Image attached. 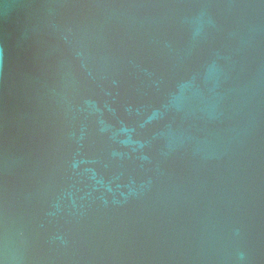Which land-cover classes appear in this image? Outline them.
Returning a JSON list of instances; mask_svg holds the SVG:
<instances>
[{
	"label": "water",
	"instance_id": "95a60500",
	"mask_svg": "<svg viewBox=\"0 0 264 264\" xmlns=\"http://www.w3.org/2000/svg\"><path fill=\"white\" fill-rule=\"evenodd\" d=\"M0 264H264V0H0Z\"/></svg>",
	"mask_w": 264,
	"mask_h": 264
}]
</instances>
